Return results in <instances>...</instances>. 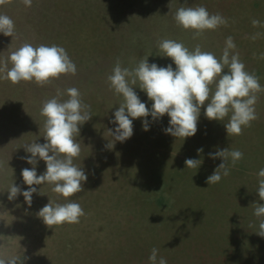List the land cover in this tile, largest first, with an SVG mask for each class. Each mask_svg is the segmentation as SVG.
I'll use <instances>...</instances> for the list:
<instances>
[{
    "label": "rangeland",
    "instance_id": "374dc122",
    "mask_svg": "<svg viewBox=\"0 0 264 264\" xmlns=\"http://www.w3.org/2000/svg\"><path fill=\"white\" fill-rule=\"evenodd\" d=\"M181 6H204L227 24L193 39V32L173 18ZM0 14L9 16L16 29L13 38L0 33V60L25 42L55 44L77 68L75 75L43 87L0 80V253L27 257L24 264H150L155 247L167 264H264V238L256 234L253 207L264 204L257 192L264 168V92L257 94V119L241 135H227V118L207 119L206 102L192 137L166 134V114L156 121L148 116V131L144 118L134 119L133 135L109 148L108 129L117 127L110 120L123 98L107 80L117 59L122 67H134L148 56L150 64L175 69L170 58L160 56L158 40L174 39L190 50L199 44L220 57L231 36L234 52L264 87V0H32L31 7L7 0ZM254 19L259 26L252 25ZM256 33L260 36L253 40ZM72 87L92 115L80 127L81 154L74 159L88 177L84 190L65 200L50 185H34L31 206L22 195L9 201L10 184L22 191L29 187L21 176L22 169L33 167L21 159L31 155L24 146L46 142L42 103L58 92L61 100L68 99L66 90ZM134 91L151 109L146 93ZM225 148L240 150L243 158L227 177L208 185L207 177L222 163L209 153ZM189 158L202 161L198 169L185 168ZM36 171L38 176L46 171L43 160ZM49 199L74 201L85 215L79 223L49 228L37 215Z\"/></svg>",
    "mask_w": 264,
    "mask_h": 264
},
{
    "label": "clouds",
    "instance_id": "9594fccd",
    "mask_svg": "<svg viewBox=\"0 0 264 264\" xmlns=\"http://www.w3.org/2000/svg\"><path fill=\"white\" fill-rule=\"evenodd\" d=\"M6 2L7 0H0V6ZM21 2L26 7L32 5V0ZM173 18L178 27L193 32V39L227 24V20L219 13L210 14L204 6H181ZM260 23L259 20H252L254 27ZM15 31L14 21L9 16L0 14V33L13 38ZM259 36L260 33H256L251 38L255 40ZM157 47L162 53L160 56L170 58L175 64V69L172 64L166 67H160L156 63L150 64L148 56L141 58L134 67H122L117 59L107 77L110 90L123 98V102L114 112V120H110V123L116 124L117 127L114 130L108 129L113 141L108 144L109 148L113 147L114 142H124L133 135L134 119L144 118L143 130L148 131V116L156 121L166 114L170 118L169 126L164 129L166 134L183 140L192 137L198 130L201 108L206 102L205 117L220 122L227 118V123L223 124L228 136L241 135L243 129L250 127L251 122L257 119V94L264 92V87L255 74L246 70L239 54L234 52L236 45L231 36L226 39L220 57L203 51L199 44L190 50L184 43L174 39L158 40ZM261 59H264V54H261ZM76 72V65L66 50L55 44L33 46L25 42L12 50L5 59L0 60V80L10 81L13 85L34 82L43 87L62 75H75ZM134 87L146 93L152 101L151 109L140 100ZM62 95L63 93L58 92L56 96L42 103L40 114L45 118L43 138L46 142H32L24 146L25 151L31 155L21 159H25L33 167L22 169L21 176L24 184L29 187L22 191L14 182L10 184L7 188L9 201L22 195L25 202L31 206L32 196L37 193L34 185H50L51 191L65 200L84 190L83 183L88 177L85 171L74 163V159L81 154V144L77 140L80 127L92 118L90 105L83 102L77 88L66 90V100H61ZM197 152L199 154L203 149H198ZM243 155L240 150L229 148L209 153L210 158H220L222 163L207 177V184L219 183L222 177H227L230 168L234 167ZM40 160L45 162L46 171L38 176L36 165ZM201 163V160L189 158L185 160V168L198 169ZM258 185L259 199L264 201V168L258 172ZM39 194L43 195L41 189ZM253 207L254 216L259 220L256 234L264 238V204L256 203ZM37 215L46 226L53 228L65 223H79L85 212L81 205L74 201L61 204L49 199V203L43 206ZM158 251L159 249L152 248L150 264H167L165 258H158ZM26 259L27 257L22 258L19 255L5 256L0 253V264H24Z\"/></svg>",
    "mask_w": 264,
    "mask_h": 264
}]
</instances>
